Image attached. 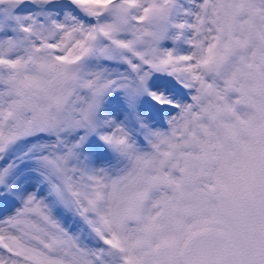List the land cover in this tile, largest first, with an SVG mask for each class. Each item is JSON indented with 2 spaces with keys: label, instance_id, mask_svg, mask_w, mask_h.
Masks as SVG:
<instances>
[{
  "label": "snow or ice",
  "instance_id": "obj_1",
  "mask_svg": "<svg viewBox=\"0 0 264 264\" xmlns=\"http://www.w3.org/2000/svg\"><path fill=\"white\" fill-rule=\"evenodd\" d=\"M0 264H264V0H0Z\"/></svg>",
  "mask_w": 264,
  "mask_h": 264
}]
</instances>
